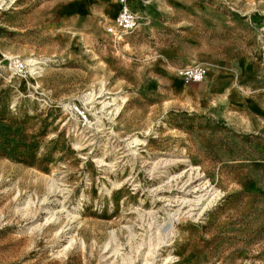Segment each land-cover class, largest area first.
<instances>
[{
    "label": "rangeland",
    "instance_id": "rangeland-1",
    "mask_svg": "<svg viewBox=\"0 0 264 264\" xmlns=\"http://www.w3.org/2000/svg\"><path fill=\"white\" fill-rule=\"evenodd\" d=\"M118 8L0 0V264H264V0Z\"/></svg>",
    "mask_w": 264,
    "mask_h": 264
},
{
    "label": "built area",
    "instance_id": "built-area-1",
    "mask_svg": "<svg viewBox=\"0 0 264 264\" xmlns=\"http://www.w3.org/2000/svg\"><path fill=\"white\" fill-rule=\"evenodd\" d=\"M138 20V13L130 7L127 0H119L118 12L112 22L106 25L105 32L114 44H120L124 36L137 29ZM178 76L185 84L199 83L205 80L206 68L200 64L184 66L179 68Z\"/></svg>",
    "mask_w": 264,
    "mask_h": 264
},
{
    "label": "crops",
    "instance_id": "crops-1",
    "mask_svg": "<svg viewBox=\"0 0 264 264\" xmlns=\"http://www.w3.org/2000/svg\"><path fill=\"white\" fill-rule=\"evenodd\" d=\"M112 2L116 3L117 4V7L119 6V0H112ZM128 4L130 5V7L136 11L139 15V9H140V6H141V0H127ZM137 5V7H135V5ZM119 9V8H118ZM118 12V11H117ZM203 82V81H202ZM185 84V83H184ZM189 84V83H188Z\"/></svg>",
    "mask_w": 264,
    "mask_h": 264
},
{
    "label": "bare ground",
    "instance_id": "bare-ground-1",
    "mask_svg": "<svg viewBox=\"0 0 264 264\" xmlns=\"http://www.w3.org/2000/svg\"><path fill=\"white\" fill-rule=\"evenodd\" d=\"M149 254H153V251L150 250V253ZM145 264H148V261L146 260V263Z\"/></svg>",
    "mask_w": 264,
    "mask_h": 264
}]
</instances>
